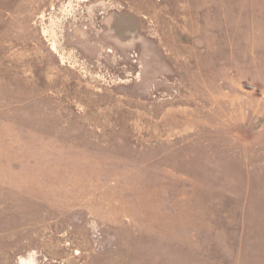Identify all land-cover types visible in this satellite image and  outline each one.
Returning a JSON list of instances; mask_svg holds the SVG:
<instances>
[{
  "label": "rangeland",
  "instance_id": "rangeland-1",
  "mask_svg": "<svg viewBox=\"0 0 264 264\" xmlns=\"http://www.w3.org/2000/svg\"><path fill=\"white\" fill-rule=\"evenodd\" d=\"M0 264H264V0H0Z\"/></svg>",
  "mask_w": 264,
  "mask_h": 264
}]
</instances>
